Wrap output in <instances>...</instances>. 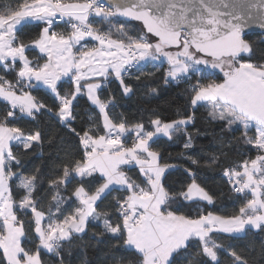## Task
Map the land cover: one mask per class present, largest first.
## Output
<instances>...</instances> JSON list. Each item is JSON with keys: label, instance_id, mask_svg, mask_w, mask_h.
I'll return each instance as SVG.
<instances>
[{"label": "trees", "instance_id": "16d2710c", "mask_svg": "<svg viewBox=\"0 0 264 264\" xmlns=\"http://www.w3.org/2000/svg\"><path fill=\"white\" fill-rule=\"evenodd\" d=\"M34 1L39 0H0V17ZM111 15L91 22L107 40L134 47L129 38L153 39L145 35L139 24L126 23ZM122 26L127 31H121ZM42 28V24L22 25L15 33V45L31 46L39 40ZM50 31L58 36L68 34L65 24H54ZM244 40L245 52L229 59L234 61V66L247 64L264 69V36L247 35ZM26 55L32 65L43 62L35 50ZM165 66L156 68L148 63L123 75L122 80L108 79L99 89V98L113 124L124 125L128 130L142 127L149 131L154 122L178 124L169 137H156L150 143V148L160 155V164L168 168L162 178L168 196L166 212L188 220L209 215L237 218L251 196L236 191L230 176L261 155L255 146L257 133L254 128L245 129L230 116L221 114L216 105H193L200 89L224 80L220 71L189 72L170 80ZM18 69L19 64L9 71L0 65V83L17 85ZM73 89L72 81H61L57 86L58 96L69 98ZM27 91L40 106L31 118L12 113L9 105L0 100V125L18 130L28 138L38 137L29 146L15 143L5 165L14 214L24 232L23 254L38 255L40 264H142V256L126 246L121 216V207L129 196L125 189L105 193L96 203L85 230L60 242L58 251L49 252L40 247L33 211L20 203L29 197L33 210L43 215V224L48 226L76 216L80 204L74 198L75 192L82 188L92 195L103 182L98 176L80 178L73 174L85 161L82 138L98 137L104 131L98 111L86 97H77L70 119L62 121L57 115L61 104L56 96L41 87ZM127 134L133 135L128 131ZM126 173L134 186H146L135 168H129ZM192 184L207 194L211 204L183 200ZM209 244L216 260L205 254L200 241L190 240L171 257L169 264H264V225L238 236L213 233ZM0 264H7L1 249Z\"/></svg>", "mask_w": 264, "mask_h": 264}, {"label": "crops", "instance_id": "0c3cea01", "mask_svg": "<svg viewBox=\"0 0 264 264\" xmlns=\"http://www.w3.org/2000/svg\"><path fill=\"white\" fill-rule=\"evenodd\" d=\"M43 3H45V5H42ZM29 8H33L34 12H40V16L44 19L52 18L51 13L53 9L51 10L52 6L48 1H34L11 14L1 16L0 34H4L8 31L9 27L11 28L17 20V18H15L16 15ZM61 9L63 12H60L72 20L83 22L88 18L87 7L82 0H67L61 2ZM98 12L100 14H97ZM98 12H95L94 18L107 17V14L104 12ZM49 21L48 24L42 25L43 27L46 25L50 31L49 25L51 20ZM15 33L11 37L15 49L22 51L23 48H29L30 50L24 53L26 57L28 52L35 50L43 59V62L39 66H36L32 65L30 59H28L33 68H41L44 65L45 59L35 48L37 42L29 47L16 46L14 43ZM54 35L60 38L77 37L78 44L75 47V55L79 52L92 49L95 50L96 48H101L103 51H110L112 48L110 43H112L117 47L119 55L124 59L126 67V57L125 54L118 49V43L109 40L100 41L89 33L78 34L69 29L68 34L65 36ZM89 39H91V41ZM144 40L140 43V47L144 49L143 56L145 58L147 52L151 53L149 50L151 41L146 42ZM93 52L94 51H92V53ZM233 62L232 60V63L223 64L220 72L224 75V80L221 83L208 85L199 90L200 92H206V94L202 95L203 98L199 104L216 105V108L221 114L228 116L234 115L236 118L242 119L243 122L246 123V128H254L257 137H262L261 140L264 141V69L247 64L234 66ZM16 64H19V69L17 70L18 84L9 87L24 99V96L29 94L27 89L34 88L33 83L28 81L32 72L28 73V78L25 79L27 82L21 81L20 67L22 66L19 61H16L15 65ZM14 66H11L9 70L13 69ZM86 70L87 67H84L83 72H86ZM123 75L124 74H122L121 78H118L109 73L106 76L96 79H86L80 82V88L82 90L77 92L78 97L84 96L90 102L89 98L86 96V90L92 84H96V93L99 98V89L102 84L108 79L122 80ZM171 79L175 80L177 78L171 75ZM64 80L67 79L59 77V81L55 86L56 93L58 84ZM0 84L8 86L6 83ZM83 84L86 86V90ZM74 91L75 88L69 98L59 97L58 93L56 96L59 99L61 109L63 110L62 115L66 117V121L71 117L72 105H70V101L74 96ZM0 100L6 102L10 108L11 106L19 108L18 104L14 101ZM31 102L35 112H37L40 106L34 99H32ZM99 105L100 107L98 108L94 105L92 106L99 113L104 133L98 137L84 136L82 138L83 147L85 149V161L78 166L73 174L80 178L98 176L103 182L100 188L92 195H88L82 188H79L75 192L74 198L80 204V209L76 216L70 217L62 223L52 225L58 229L61 236L59 243L70 235L81 234L85 230L88 220L94 214L96 203L105 193L112 189H125L129 191V196L125 202L129 207V213L123 221L126 231V246L142 256V264H169L171 257L179 250L185 248L190 240L200 241L205 254L214 261L216 260V256L209 244V237L211 234L220 233L231 235L229 231L233 230L227 231L225 227L235 225L234 231L242 235L248 229L257 230L264 225V220L261 219V217L264 216V201L261 197L262 192L258 195L260 199L258 203L259 206H254L259 209L258 216L248 219H246L247 217L243 219L240 217L222 219L209 215L198 220H188L181 216L166 212L165 207L168 196L162 187V178L168 168L160 164V155L150 148V143L156 137H169L178 124L154 122L149 131L142 127L128 130L124 125L113 124L107 114L106 105L100 98ZM171 125L172 127H170ZM124 131L141 136V140L135 147L131 148L127 145H114L109 142L110 135ZM146 136H148V139H146ZM37 138L25 137L18 130L0 125V212H2L3 215H5L4 213L8 214L9 210L7 206L11 208V212L7 215L8 218L4 216L5 223L0 230V249L3 251L7 264H40L38 255H25L21 249L24 232L14 214V204L8 187V176L5 173V165L6 161L10 159L11 147L17 142H22L24 146H29L36 142L38 140ZM28 142L30 143L28 144ZM260 156H263L261 158L264 159V154ZM256 161L257 159L249 164H254ZM129 168H135L140 173L141 177L146 182L144 188L134 186L130 182L126 173ZM249 190L250 189H248V192H252ZM182 198L186 202L199 201L211 204V200L207 194L195 184L188 187ZM251 198L253 199L252 195ZM21 204H23V201L20 205ZM32 211L34 218L36 212L34 210ZM43 221L44 217L42 215V218H40V231L37 235L40 238V247L50 252L54 250L50 246V242L55 239L56 234L51 233L50 229L52 226L44 225ZM246 221H249V226H247V228H245Z\"/></svg>", "mask_w": 264, "mask_h": 264}, {"label": "rangeland", "instance_id": "374dc122", "mask_svg": "<svg viewBox=\"0 0 264 264\" xmlns=\"http://www.w3.org/2000/svg\"><path fill=\"white\" fill-rule=\"evenodd\" d=\"M42 5H45V3H43ZM59 11L63 12L61 7L59 8ZM97 14L100 13L98 12ZM105 14H107L108 17L111 15V13L109 12ZM15 18H17V20L11 26V28L9 27L8 31H6L4 34H0V65L5 70L9 71L11 66H14L16 61H19L22 66L20 67L21 81H25V79L28 78V73L32 72V75L28 79V81L30 83H33L34 87L44 88L47 91L51 92L53 95L57 96L55 86L59 81V77L70 80L73 82V86L75 88L74 96L70 101V105H72L75 98L78 97L77 92L82 90L80 88V82L86 79H96L102 76H106L109 73L118 78H121L122 74L124 73V59L119 55L117 47L112 43H110L112 47L110 51H103L101 48H96L95 50L92 49L82 51L75 55V47L78 44L77 37H57L48 30L46 25L43 27L40 38L35 45V48L37 49L39 54L45 59L44 65L39 69L33 68L28 57H26L21 50L15 49L11 37L24 24H48L50 22L49 20L51 19L42 18L40 16V12H34L33 8L23 10V12L16 15ZM120 30L127 31V28L122 26ZM129 39L131 40V43H134V47L140 53L141 58L144 59V49H141L140 47V43L143 42L144 38H140L138 36L137 39ZM144 41H151L149 44V50L151 51L153 56L156 57V60L159 63H163L164 65L166 64L165 68L171 72L172 76L176 78L186 76L189 72L197 74L203 73V71H220L222 70L221 68L223 67V64L232 63V59L213 61L195 54L190 48L186 36L182 38V45L179 49H170L169 47L162 46L154 39H145ZM92 51L96 53H92ZM84 67H87L86 72H83ZM84 88L86 90L85 85ZM203 94H206V92L199 91L194 96V106L198 105L199 102H201ZM86 96L89 98L92 105L96 106L97 108L100 107L99 98L96 93V84H92L87 88ZM24 97L25 98L23 99L22 96L17 94L9 86L0 84V99H3L5 101H14L19 106V108L11 106L10 109L12 113L16 112L24 117L31 118L33 117L35 112L34 106L31 102L33 98L30 94H27ZM229 116H231L233 120H236L238 123L243 125L246 129V123L243 122L242 119L236 118L234 115ZM170 127H172V125ZM35 137L37 138V135ZM261 138L262 137L260 136L257 137L255 146H257L259 152L262 155L264 154V141H262ZM146 139H148V136H146ZM29 143L30 142H28V144ZM261 157L263 156H260L259 159L256 158L257 161L254 162V164H249L252 162L246 163L239 173H233L230 176L233 185L236 188V191L250 194V196L252 195L253 197V199L251 198L252 200L249 202L247 207L242 211L241 216H239L242 219L246 217V219H248L250 217L252 218L254 216H258L259 209L254 206L258 205L260 201L258 197L260 192H262L261 197L264 201V159ZM248 189H250L252 192H248ZM21 207H26L30 210H33V205L31 204L29 197L23 200V204H21ZM7 209L9 210V214L11 212V208L7 206ZM4 214V216L7 217L8 214ZM40 218H42V215L36 212L34 214L36 234H39L40 231ZM261 219L264 220V216L261 217ZM248 223L249 221H246L245 228L249 226ZM234 229L235 225H229L225 227V230L227 231L233 230L229 231L231 232V235H239L240 233L235 232ZM60 237V234L57 233L55 239L60 240Z\"/></svg>", "mask_w": 264, "mask_h": 264}, {"label": "water", "instance_id": "95a60500", "mask_svg": "<svg viewBox=\"0 0 264 264\" xmlns=\"http://www.w3.org/2000/svg\"><path fill=\"white\" fill-rule=\"evenodd\" d=\"M97 1L112 11V18L139 24L160 45L179 49L186 36L195 54L213 61L242 55L247 35L264 36V0ZM62 114L61 109L57 115L66 121Z\"/></svg>", "mask_w": 264, "mask_h": 264}, {"label": "built area", "instance_id": "2783aa9c", "mask_svg": "<svg viewBox=\"0 0 264 264\" xmlns=\"http://www.w3.org/2000/svg\"><path fill=\"white\" fill-rule=\"evenodd\" d=\"M50 3L52 6L53 12L51 13V23L49 25V29L52 28L54 24H65L66 27L78 34H85L89 33L90 35L94 36L100 41H107V37L99 32V30L92 25V20L94 19V15L96 11L101 12H109L112 14V11L106 7L103 3L97 1V0H82L84 4L87 7V20L80 22L75 21L72 19L67 18L64 16L60 11L59 8L61 7V1L60 0H46ZM118 49L122 51L125 54L126 57V67L124 70V75H128L130 72H132L135 69L144 67L146 64L150 63L153 67L156 68H162L164 67L163 63H159L156 60V57L153 56L152 53L147 52L144 59L141 58L140 53L137 51V49L133 46H128L125 44H118ZM167 77L171 80V72L168 71L166 68ZM141 140V136L139 135H131L129 136L127 132H121V133H114L109 136V142L114 145H127L131 148L135 147V145ZM129 213V207L126 203H124L121 207V216L123 219L126 218V216ZM5 223V217L2 212H0V230L2 229L3 225ZM51 233L56 234L59 233L58 229L56 227H51ZM50 246L58 251L60 248L59 240L54 239L50 242Z\"/></svg>", "mask_w": 264, "mask_h": 264}]
</instances>
